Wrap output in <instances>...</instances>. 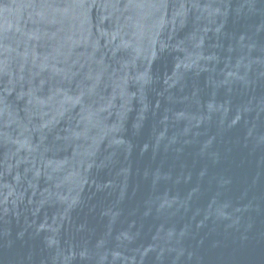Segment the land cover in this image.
<instances>
[{
    "label": "water",
    "instance_id": "1",
    "mask_svg": "<svg viewBox=\"0 0 264 264\" xmlns=\"http://www.w3.org/2000/svg\"><path fill=\"white\" fill-rule=\"evenodd\" d=\"M0 264H264V0H0Z\"/></svg>",
    "mask_w": 264,
    "mask_h": 264
}]
</instances>
